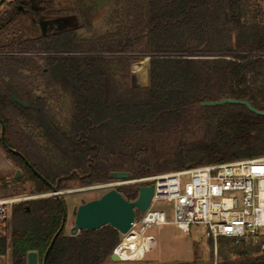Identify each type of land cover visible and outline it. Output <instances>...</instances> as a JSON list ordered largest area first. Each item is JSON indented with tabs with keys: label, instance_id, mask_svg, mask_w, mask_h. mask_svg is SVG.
I'll use <instances>...</instances> for the list:
<instances>
[{
	"label": "trees",
	"instance_id": "16d2710c",
	"mask_svg": "<svg viewBox=\"0 0 264 264\" xmlns=\"http://www.w3.org/2000/svg\"><path fill=\"white\" fill-rule=\"evenodd\" d=\"M99 1L112 3L115 27L78 36V28L100 18ZM34 3L74 21L44 35L30 21L38 35L23 38L24 14L14 9L0 14V51L26 52L0 54L4 149L23 181L33 185L32 193L103 183L112 171H127L134 179L264 156V116L238 104L200 105L234 98L264 111V7L256 0ZM73 8L75 13L67 12ZM145 56L149 86L132 88L129 63ZM62 92L70 99L67 108ZM8 148L20 152L42 177ZM119 191L133 200L138 185ZM61 201L66 207L63 196ZM61 219L53 195L17 203L7 231L0 233V258L8 255L9 264H26L27 253L36 251L41 261ZM120 240L109 225L73 236L63 229L45 264H119L109 255ZM251 264H264V258Z\"/></svg>",
	"mask_w": 264,
	"mask_h": 264
},
{
	"label": "built area",
	"instance_id": "2783aa9c",
	"mask_svg": "<svg viewBox=\"0 0 264 264\" xmlns=\"http://www.w3.org/2000/svg\"><path fill=\"white\" fill-rule=\"evenodd\" d=\"M134 183L153 184L151 203L167 200L172 203L173 211V218L167 220L165 211L151 209L150 203L143 214L135 216L129 231L141 233L148 241L139 259L154 249L155 240L146 232L159 224L172 223L183 231H189L192 224L202 225L206 237L214 242L218 238L245 240L259 234L264 239V156L137 179H110L99 186L108 190ZM27 198L0 197V228L10 217L12 207ZM136 226L139 228L135 229ZM260 249L264 252V241L260 242ZM120 260L127 259L120 257Z\"/></svg>",
	"mask_w": 264,
	"mask_h": 264
},
{
	"label": "rangeland",
	"instance_id": "374dc122",
	"mask_svg": "<svg viewBox=\"0 0 264 264\" xmlns=\"http://www.w3.org/2000/svg\"><path fill=\"white\" fill-rule=\"evenodd\" d=\"M264 7V0H256ZM102 11L100 18L91 22L89 25L83 26L76 30V34L80 37L87 38L93 35L104 34L108 30L115 27L117 21L112 17L113 5L110 2L99 1ZM67 7L69 3H63ZM77 10L73 8L67 12L72 13ZM64 23H73L72 15L60 16ZM68 27V26H67ZM141 62L144 68L140 73L137 69L138 63ZM146 66H145V64ZM128 84L132 88H146L149 86V59L148 56L139 59H133L129 63V78ZM63 93V92H62ZM69 96L66 93L62 94V103L65 108L69 105ZM0 156L6 157V162H12L10 168L5 169L3 163L0 162V197H28L27 200L49 196V193L35 194L33 192V185L30 182L23 181L22 176L17 179H7L4 177L11 176L14 168L17 166L8 157L7 152L0 146ZM5 163V162H4ZM3 167V168H2ZM168 172H160L153 175L165 174ZM141 178V177H140ZM137 179V178H134ZM107 182V181H106ZM105 183V182H103ZM102 183L78 186L70 184L66 189H62L61 196L64 197L67 209V218L64 226V234L70 235L69 229L73 225L72 210L79 204L88 200L98 198L107 189L99 186ZM24 189L23 193L18 194V190ZM154 210H164L167 220L173 218L172 203L167 200H154L150 206ZM138 216V214H136ZM1 226L0 233L7 231L8 221ZM136 226L135 229H138ZM205 228L202 225H190L189 231H183L175 224L166 223L150 227L146 234L153 236L155 240V247L139 260H120L119 264H175V263H191L194 264H251L252 262L264 258V252L260 249V242L264 241L262 235L248 237L245 240L231 241L224 238H218L216 242L213 239L207 238L205 235ZM121 240L124 236L121 235ZM0 264H9V256L6 255L0 258Z\"/></svg>",
	"mask_w": 264,
	"mask_h": 264
},
{
	"label": "water",
	"instance_id": "95a60500",
	"mask_svg": "<svg viewBox=\"0 0 264 264\" xmlns=\"http://www.w3.org/2000/svg\"><path fill=\"white\" fill-rule=\"evenodd\" d=\"M3 0H0V4ZM45 25H50L54 29H62L65 28L71 23H64L63 20L56 19L53 21H49L44 23ZM44 25V26H45ZM149 59V57H148ZM13 100L22 106H26L24 102L17 99L13 96ZM221 104H238L245 106L250 112L264 116V111L255 108L251 103L243 99H234V98H220L214 101H203L200 103L202 106H215ZM0 142L3 147H6L5 139H4V123L2 119H0ZM9 151L16 153L21 156L25 163L30 167V169L39 177H42L40 173L35 170L28 160L24 158V156L14 150L8 148ZM0 162L3 163V167L5 169L10 168L8 165L12 166V162H6V157L0 156ZM5 162V163H4ZM2 167V168H3ZM22 171L20 168H14V171L11 176H7L4 178L17 180L22 176ZM109 178L114 180H129L130 173L127 171H112L109 173ZM63 192L58 190L56 186H51V192L49 196L53 195L58 199L59 204L62 209V219L60 226L57 231L52 236L49 245L47 246L44 255L41 259V264H45L46 256L51 248L56 236L64 229L66 218H67V209L62 204L61 194ZM153 195V184H142L138 186V194L135 199L127 200L119 191L118 188H111L105 191L98 198H94L83 202L76 206L71 215L73 216V225L69 229L70 235H76L80 230H97L105 225H109L118 231L119 234L125 235L131 228L132 223L135 219L136 214H143L150 206L151 199ZM44 196V195H42ZM109 258L113 262H119L120 257L112 252L109 255ZM26 264H38V254L36 251H29L26 255Z\"/></svg>",
	"mask_w": 264,
	"mask_h": 264
},
{
	"label": "flooded vegetation",
	"instance_id": "af4514ba",
	"mask_svg": "<svg viewBox=\"0 0 264 264\" xmlns=\"http://www.w3.org/2000/svg\"><path fill=\"white\" fill-rule=\"evenodd\" d=\"M28 1H29V3H27L26 0H3L0 4V14L3 12H6V11L10 12L13 9H14L15 13H23L24 14V17L22 20L23 22H21V23H24V25L22 28V32L19 33L22 35L23 38H26V37L31 38L37 34L34 26H33V28H30L31 27V26H29L30 21L37 26V28L39 30V34H41V35L46 34L47 31L50 29H54L52 26L45 25L44 23L59 19V15L48 14L47 12H45L43 7L41 5H39V3H34V0H28ZM35 14H36V16H34ZM27 17H30L31 19H28ZM36 17H37V19H36ZM0 54L17 55V54H26V52L0 51ZM30 54H33V52H31ZM39 54L42 55L45 53L39 52ZM0 146L4 149L1 142H0ZM38 264H41V261L39 260V258H38Z\"/></svg>",
	"mask_w": 264,
	"mask_h": 264
},
{
	"label": "bare ground",
	"instance_id": "6f19581e",
	"mask_svg": "<svg viewBox=\"0 0 264 264\" xmlns=\"http://www.w3.org/2000/svg\"><path fill=\"white\" fill-rule=\"evenodd\" d=\"M145 246H148V241L141 233L129 231L116 247L115 253L127 260H137L141 257Z\"/></svg>",
	"mask_w": 264,
	"mask_h": 264
}]
</instances>
